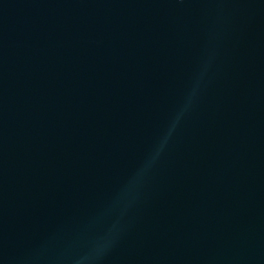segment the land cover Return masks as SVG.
I'll return each instance as SVG.
<instances>
[{
	"label": "water",
	"instance_id": "water-1",
	"mask_svg": "<svg viewBox=\"0 0 264 264\" xmlns=\"http://www.w3.org/2000/svg\"><path fill=\"white\" fill-rule=\"evenodd\" d=\"M0 264H264V0H0Z\"/></svg>",
	"mask_w": 264,
	"mask_h": 264
},
{
	"label": "clouds",
	"instance_id": "clouds-1",
	"mask_svg": "<svg viewBox=\"0 0 264 264\" xmlns=\"http://www.w3.org/2000/svg\"><path fill=\"white\" fill-rule=\"evenodd\" d=\"M198 88H199V83L198 82L194 83L191 93L186 97L184 104L179 109V111L176 113L173 120L170 122V125L167 131L162 135L158 145L154 148L149 159L145 162L144 168L141 170L142 172L146 171L149 167H151L152 164L156 162V160L159 159L160 155L164 151L165 146L167 145L172 134L175 132L181 119L184 117L185 113H187L190 110L193 104L194 98L197 94Z\"/></svg>",
	"mask_w": 264,
	"mask_h": 264
}]
</instances>
